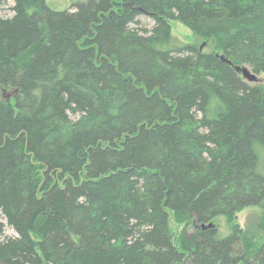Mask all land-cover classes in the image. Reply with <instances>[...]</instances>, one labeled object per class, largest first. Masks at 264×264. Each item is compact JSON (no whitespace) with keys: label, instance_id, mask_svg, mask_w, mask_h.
I'll list each match as a JSON object with an SVG mask.
<instances>
[{"label":"trees","instance_id":"obj_1","mask_svg":"<svg viewBox=\"0 0 264 264\" xmlns=\"http://www.w3.org/2000/svg\"><path fill=\"white\" fill-rule=\"evenodd\" d=\"M71 2L0 14V264H264V0Z\"/></svg>","mask_w":264,"mask_h":264},{"label":"rangeland","instance_id":"obj_2","mask_svg":"<svg viewBox=\"0 0 264 264\" xmlns=\"http://www.w3.org/2000/svg\"><path fill=\"white\" fill-rule=\"evenodd\" d=\"M72 0H45L46 4L56 11L68 9ZM13 5V0H6L3 8L0 10L2 15H10L12 13L10 7ZM145 21L151 22L148 19ZM171 34L174 41L182 44H195L200 46L204 43L202 50L210 51L212 50V42L210 40H202L199 38L190 28L184 25L180 20H170ZM257 80L254 82H249L250 84H264V72L256 73ZM13 91L3 90L2 97L5 99H11L13 96ZM7 95H9L8 98ZM235 221L239 224L242 230L246 231L248 236H252L255 242H259L264 238V226H263V215L262 210L258 206H248L243 208L235 215ZM219 234L226 235L230 232V223L225 216H218L213 220ZM170 228L174 235H177L182 230L183 224L175 222L172 218L170 220ZM5 233L12 235L13 231L6 226ZM252 251V250H251Z\"/></svg>","mask_w":264,"mask_h":264},{"label":"water","instance_id":"obj_3","mask_svg":"<svg viewBox=\"0 0 264 264\" xmlns=\"http://www.w3.org/2000/svg\"><path fill=\"white\" fill-rule=\"evenodd\" d=\"M203 45H204V43H202V44L199 46V48L202 49ZM235 69L241 73L242 77H243L246 81H248V82H254V81L257 80V76H256V74L253 73V72L249 69V67H247L246 65H243V66H236ZM16 92H17V90L14 89V90H13V93L15 94ZM14 94H13V95H14ZM8 97H9V95H7L6 98H8ZM213 225H214V224H213L212 222H210V223H208V224H202L201 227H202V228L213 227Z\"/></svg>","mask_w":264,"mask_h":264}]
</instances>
